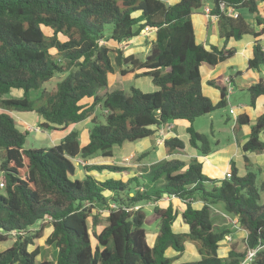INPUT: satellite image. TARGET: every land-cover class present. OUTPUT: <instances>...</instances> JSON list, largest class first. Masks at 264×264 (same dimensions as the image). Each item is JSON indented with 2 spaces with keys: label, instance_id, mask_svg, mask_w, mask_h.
<instances>
[{
  "label": "trees",
  "instance_id": "16d2710c",
  "mask_svg": "<svg viewBox=\"0 0 264 264\" xmlns=\"http://www.w3.org/2000/svg\"><path fill=\"white\" fill-rule=\"evenodd\" d=\"M263 1L0 0V108L4 110L0 113V173L5 181L4 194L0 193V241L15 237L10 247L0 251V264H37L40 247H29L43 237L48 224L52 231L45 241L58 248L57 259H43L39 264H238L248 249L263 245L264 179L261 167L249 164L246 153L264 152L260 136L264 113L241 145L247 168L243 176L233 159L231 176L218 179L206 175L196 159L184 168L185 161L169 158L140 168L127 179L99 180L92 174L105 169L122 173L128 171L126 166L83 164L85 177L76 178L72 161L112 157L115 146L148 138L175 120L189 121V145L202 155L209 154V137L192 123L229 102L222 76L209 81L220 91V101L214 103L204 94L201 67L230 60L235 49L228 48V43L246 34L256 38L248 68L264 66L259 40L264 34L259 8ZM206 5L217 18L222 47L207 48L197 41L191 15ZM227 9L237 16L228 15ZM242 10L254 14L256 26L261 27L252 26ZM145 28L155 32V39L144 59L109 46H119ZM116 70L123 77L150 76L159 89L109 91V77ZM57 73L65 74L64 78L56 89L41 91L38 98L43 102L36 107L30 92L41 89ZM14 89L23 95L12 96ZM247 91L249 105L255 107L264 97V79ZM96 106L104 110V123L95 115ZM14 110L36 111L43 119L42 128L65 130L88 119V142L81 145L79 131L72 129L59 144L30 148L29 131L9 113ZM249 123L247 113L236 118L237 127ZM164 145L168 155L186 147L177 136L165 139ZM166 194L179 201L181 211L173 201H163ZM197 201L202 203L199 208ZM149 202H158L152 216L144 207ZM218 204L237 217L246 231L243 252L231 246L225 257L219 255L231 230L229 224L218 226L214 220L212 209ZM103 208H107V224L100 226ZM179 217L188 227L185 232L173 229ZM154 221H159V231L150 245L146 225ZM188 241L196 244L201 258L178 261ZM251 264H264V247Z\"/></svg>",
  "mask_w": 264,
  "mask_h": 264
},
{
  "label": "crops",
  "instance_id": "0c3cea01",
  "mask_svg": "<svg viewBox=\"0 0 264 264\" xmlns=\"http://www.w3.org/2000/svg\"><path fill=\"white\" fill-rule=\"evenodd\" d=\"M167 2L170 4H174V3L178 2V0H167ZM207 6L210 7V5H206L201 12H196L195 15H193V17H192V22L194 25L195 33H196V35H199V41L198 40L197 41L200 43H203L207 48H210L212 45H217L218 47H222L223 46V40L219 36V33H218V26H217V22H216L217 18L207 15V13L205 12V8ZM259 8L261 11V17L264 19V1L260 2ZM240 12L245 16L246 20L252 26H255L256 29H259L261 27V26H256L254 14H251L247 11L249 16H246L245 11L242 10ZM262 26H264V25H262ZM149 31H151V33L155 34L154 31H152V30H149ZM136 37H134L135 40L133 38L129 41L123 42L122 45L124 44L125 46H124V48H121V49L124 50L126 53H133L132 49L130 51H128L129 46L127 43L128 42L133 43L134 41H136ZM255 40H256V38L252 34H246L240 39L231 40L228 43L227 47L228 48H234L235 54L230 60L223 62L217 66H214V67L206 65V64H203L201 67L203 91L209 93V96L212 98L213 102L218 103L220 101L221 93L217 88L213 87L209 83V81L218 77V76H222L223 81H224V85L227 86V99H228L229 105H231V98L232 97H236L237 99H240V100L242 99V101H240L238 103L239 109H235L231 106V108L234 109V111L238 110V112L235 111L234 113H231V114H235L236 118H237V116L239 114L247 113L250 117V123L248 125H244L242 127L237 128L236 133H235L236 134L235 135V142L233 144L230 143L227 146H225V150L228 153V157L226 159L222 160L221 156L219 155V150L214 152L212 154L213 156H211V155L210 156H208V155H201L200 156L201 153L198 152V150L196 148L189 145V134L187 133V127L189 126L190 122L187 120H175V121L167 123L166 125L158 128L154 135H152L148 138H145V139H149V141L146 144L147 149H145L144 151L143 150L139 151V152L140 153L145 152V151L149 152V153L146 152V153H148L147 156L144 155V157H146L144 160H146L145 163L147 166L145 165V166L141 167L142 163L141 164L137 163V164H135V166H131V163L126 165V163L124 162L126 160V158H129V157L131 158L133 156L140 154L139 152L133 151V150H131L130 153L125 154L122 158V161H117L118 163H116V161H115L114 154L112 157H103L100 155H95V156H93L87 160H83V163L89 164V165H93V164L94 165H101V164L121 165V166H126V167L130 168L128 171H124L122 173L111 172V171L106 170V169L103 171H95L98 174L104 176L103 180L106 178L112 177L113 174H120L121 179H127V178L134 176L136 174L137 170H141L140 168H145V167L149 168L152 164L159 162L163 159H169V158H176V159H180V160L185 161L186 165L184 168H187L191 160L199 157L200 162H202V164H203V172L211 178H218V179L225 178V174L230 169L231 160L233 159L236 161L239 175H241V176L245 175L247 173L246 160L244 157V152L241 149V145L244 144L248 140L251 125L256 123L257 117L260 114L264 113V97H260L258 99L257 105L255 107H252L249 105V94L247 91L253 83L258 82L261 79H264V66L259 68V69L248 68V60L250 58H252L254 55ZM259 40L261 42L262 47L264 48V34L259 37ZM111 75H115V77L113 78V79H115L114 85H115V88H119V86L117 84L120 85L122 82V79L124 77L119 73L118 70H116V72L111 74ZM125 77L126 78H134L135 76L131 73ZM110 82H111V79L109 78V86H108L109 91H111ZM203 83L206 85L208 90H204L205 86ZM14 114L19 116L20 119H18V118H16V119L14 118V119L17 121L19 126L23 127L22 129H24V130L31 131L32 128H35L37 130V128L35 126H38L37 131H39V129L40 130H46V131H48V130L52 131L51 132V135H52L51 141L54 142V144L55 143L59 144L63 140L65 135L70 130L79 129L81 123H85V122L89 121L88 119H86L84 121H81L77 124H74V125L68 127L67 129L63 130V129H60V127H58V128H42L40 126V124L43 122V119L41 118L40 115H37L32 119V117H27L23 113V111L14 110ZM177 123L181 124V126L184 127L185 134L186 133L188 134V136L184 137V139H183L186 143V147L183 151H177V152L173 153L172 155H168L167 149L164 145V140L167 139L168 137L178 136ZM235 123H236V121H235ZM236 127L237 126L235 124L234 129ZM154 136H156V138ZM88 139H89V137H88ZM261 139L264 140V134H263V136H261ZM87 142H88V140L82 141L81 145H85ZM154 145L155 146H158V145L164 146L165 155L164 154L158 155V158H159L158 160H154V159L148 160V156H151L152 154H154L156 156L157 150H154ZM152 148H153V150H152ZM153 151H155V153H153ZM246 155L249 159V164L252 163L255 166L261 167L262 172H261L260 177L262 179H264V152H247ZM222 164L224 165V168H223ZM164 196H166V195H164ZM167 199L168 200H166V199L164 200V197H163L164 202L173 201V203H175V204L179 203V201L175 200L174 198H170L167 196ZM149 203H151V202H149ZM152 203H155V205L158 204V202H152ZM179 205H180V203H179ZM195 206L199 208L202 206V203L197 201V202H195ZM218 207L223 208V205L221 204V206H220L218 204L217 206L214 207V211L221 212V210ZM223 213H224L223 215L225 217L228 215L225 212H223ZM230 219H233V221H234V225H235L234 230L238 229V232H233L234 238H235V240L238 238L244 239V249H245V238L247 236V233L245 230L240 228L239 222L237 221V217H234V218L231 217ZM226 223L229 224V222H225L224 224H226ZM106 224H107V222H106ZM106 224H104V225H106ZM102 225H103V221H102V224L100 226H102ZM173 229L177 232H185L188 230V227H187V225L182 223L181 218L179 217L175 221V223L173 225ZM45 231H46V229H45ZM45 231H44V234H45ZM51 231H52V226L50 225L48 232L45 234V239L51 233ZM154 234H155V236H157L156 232ZM154 234H152V235H154ZM231 236H233V235H231ZM45 239H44V242L46 244ZM229 243L232 244V242H229ZM50 246L53 247V250H50L51 257H49V259L56 262L57 254H58V248L54 244L50 245ZM230 247L231 246H228L226 251L223 253V255H222L223 257H225L227 255V252L229 251ZM186 250H187V247H186ZM47 253L45 252L46 255H47ZM40 254H39V256H40ZM183 254H182V256H183ZM182 256L180 257V259L178 261H182V259H181V258H183Z\"/></svg>",
  "mask_w": 264,
  "mask_h": 264
},
{
  "label": "rangeland",
  "instance_id": "374dc122",
  "mask_svg": "<svg viewBox=\"0 0 264 264\" xmlns=\"http://www.w3.org/2000/svg\"><path fill=\"white\" fill-rule=\"evenodd\" d=\"M203 10H197L194 11L191 15V17H193V15H195L196 12H201ZM245 11V15L249 16V14L247 13L246 10ZM134 15H139V12L134 13ZM48 30V29H46ZM48 32V31H47ZM108 33V32H107ZM139 36V37H138ZM136 37V41L132 42H128V51H130L132 49V52L139 58L144 59L146 57V54L149 51V47H150V43L155 39V34L151 33V31H147L145 32H141L139 35ZM64 39V37H62ZM197 40L199 41V35H196ZM135 40V38H134ZM104 43V42H103ZM109 46H111V48H124V44L116 46V44H110ZM136 49V50H135ZM135 50V51H134ZM263 67V66H262ZM65 74H60L57 73L54 75V77L46 82L43 87L41 89L38 90H32L30 92V96L35 100V106L38 107L41 105V103L43 102V100L39 99L38 97L41 95V91L43 89L46 90H53L57 88L58 83L64 78ZM115 77V75H110V89L111 91L116 90V89H122L124 90L125 93H130V89L131 87H135L140 89L142 92H152L155 91L157 89H159L152 81V78L150 76H140V77H134V78H126L124 77L122 79L121 84H117L119 86V88H115V79H113ZM204 84V83H203ZM205 88L204 90H208V88L206 87V85L204 84ZM203 89V87H202ZM204 94L206 96H208L211 100L212 98L209 96V93L203 91ZM12 96H16V97H20L23 95V91L21 90H12L11 92ZM213 101V100H212ZM242 101V99H237L236 97H232L231 98V105H227L226 107H222V108H217L216 110H214L212 113L210 114H205L203 116H200L198 118H196L193 121V126L194 128L201 133L206 134L211 142L212 145V151L207 154L208 156H213L212 154L216 151L219 150V155L221 156L222 160L226 159L228 157V153L225 150V146H227L228 144H233L235 142V133L237 128L236 127L234 129L235 126V121H236V115L235 114H231L230 112V108L231 106L235 109H239L238 108V103ZM4 111L0 108V113ZM238 112V110H235ZM236 112V113H237ZM15 119L19 118V116L14 114V111H10L9 112ZM23 113L27 116V117H32V119L39 115L36 111H23ZM95 115L96 117L102 122H105V115H104V110L100 107V106H96V110H95ZM170 123V122H169ZM34 126V125H33ZM21 127V126H19ZM38 127V126H35ZM91 127V123L89 121L85 122V123H81L79 129H77L79 131V135H80V139L81 142L82 141H87L88 137H89V131ZM23 128V127H21ZM38 130V129H37ZM35 128H32L31 131H29V135L27 136V146L33 149H38L41 147H50V146H54L56 145V143L54 144V142L51 141L52 139V135L51 132L52 131H46V130H40L37 131ZM177 130H178V136L181 139H184V137H187L188 134H185L184 131V127L181 126V124L177 123ZM184 132V133H183ZM264 132L261 133V136H263ZM156 138V136H154ZM263 138V137H262ZM149 141V139H141L138 141H125L121 146H115L113 148V154L115 157V161L116 163H118L117 161H122V158L125 154L130 153L131 150L133 151H144L145 149H147V142ZM165 141V140H164ZM153 150V148H152ZM154 150H157L156 156L154 154H152L151 156H148V160H158V155H165V149L164 146H155L154 145ZM148 151L142 152L136 156L133 157H129V159L126 158V160L124 161L126 163V165L131 163V166H135V164L139 163L142 166H145L146 163L144 160L146 157H144V155H142L143 153L146 154L145 156H147L146 153ZM153 153H155V151H153ZM202 154H200L201 156ZM101 156V155H100ZM156 157V158H155ZM121 158V159H120ZM196 160L200 161V158H195ZM75 168H76V173H75V177L76 178H84L86 171L83 167V162H81V160L79 158L76 159H72ZM129 162V163H128ZM147 166V165H146ZM223 168L224 165L222 164ZM128 170L130 169L129 167ZM102 173V172H101ZM93 175L96 176L97 179L99 180H103V175L98 174L97 172L93 171L92 173ZM114 175V176H113ZM112 177L110 178H116V179H121L120 174H113ZM2 179V175L0 173V180ZM0 193L4 194V189L0 188ZM168 200L167 199V195L164 196V200ZM175 204V203H174ZM155 203H145L144 207L148 212V216H152L153 213V208H154ZM221 206V204H219ZM176 208L181 211L182 207L181 205H179V203L175 204ZM221 212H217L214 211V220L216 221L218 226L223 225L225 222H229L230 225V230H231V235H233V241L232 244H230L226 239L221 243V246L219 248V255L221 257H223V253L226 251V249L228 248V246H235V250H237L238 252H243L244 251V239L242 238H238L235 240L234 238V234L233 232H238V229H235V225H234V221L233 219H230L231 217L229 215H227L226 217L223 215L224 210L222 207H218ZM214 210V208H213ZM100 213H101V221H103V225L106 224V214H107V208H103L100 209ZM152 213V214H151ZM213 213V212H212ZM153 218V217H152ZM228 224V223H226ZM48 227V228H47ZM47 227L45 228V234L48 232V229L50 228V225L48 224ZM37 227H32L31 230L32 232L36 231ZM146 239L148 241V243L150 245H153L155 243V232L156 235L159 231V221H154L149 225H146ZM16 233H13V235H15ZM45 234L42 238L40 239H36L35 240V246H39L40 247V256H38L37 258V264H39L43 259H49V257H51L50 255V250H53V247H51L50 245L45 244L44 239H45ZM154 234V235H152ZM12 235V236H13ZM155 236V237H154ZM15 237L13 236V238H9L8 240L5 241H0V251L7 249L8 247H10L13 244ZM229 243V244H228ZM187 245V250L184 252L183 254V258L182 261H196L198 259L201 258V254L199 253V251H197V246L193 241H188L186 243ZM198 245V244H197ZM34 245H31L29 247L30 250L34 249L35 247ZM45 252L47 253V255L45 254Z\"/></svg>",
  "mask_w": 264,
  "mask_h": 264
},
{
  "label": "built area",
  "instance_id": "2783aa9c",
  "mask_svg": "<svg viewBox=\"0 0 264 264\" xmlns=\"http://www.w3.org/2000/svg\"><path fill=\"white\" fill-rule=\"evenodd\" d=\"M222 7H223V4H222ZM205 12L207 13V15L208 16H211V17H216V16H213V15H211L210 14V7H206L205 8ZM226 12H227V14L228 15H233V16H237V13H235L232 9H227L226 10ZM143 32H147V31H149V29L148 28H145V29H143L142 30ZM235 111H234V109H230V113H234ZM37 129H38V127H36ZM127 159H129V158H127ZM81 162H83L82 160H81ZM229 176H231V174H230V172H229V170L226 172V174H225V178H227V177H229ZM5 187V181L4 180H0V188H4ZM167 195V194H166ZM168 196V195H167ZM136 208H138V207H136ZM228 242H232V240H233V238H232V236L229 234V235H227L226 236V238H225ZM264 247V244L262 245H258L257 247H255V248H250V249H248L247 251H246V253H245V255L242 257V259L240 260V262L238 263V264H251L252 263V261H253V259L255 258V256H256V254L258 253V251L261 249V248H263Z\"/></svg>",
  "mask_w": 264,
  "mask_h": 264
}]
</instances>
